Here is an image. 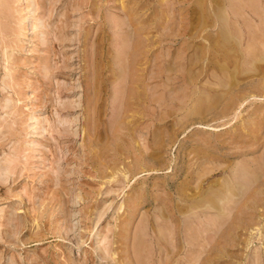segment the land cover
<instances>
[{"label": "rangeland", "instance_id": "rangeland-1", "mask_svg": "<svg viewBox=\"0 0 264 264\" xmlns=\"http://www.w3.org/2000/svg\"><path fill=\"white\" fill-rule=\"evenodd\" d=\"M0 264H264V0H0Z\"/></svg>", "mask_w": 264, "mask_h": 264}, {"label": "bare ground", "instance_id": "bare-ground-1", "mask_svg": "<svg viewBox=\"0 0 264 264\" xmlns=\"http://www.w3.org/2000/svg\"><path fill=\"white\" fill-rule=\"evenodd\" d=\"M226 21V20H225ZM230 39V38H229ZM230 172V171H229ZM251 176V175H250ZM232 178H234V177H232ZM232 178H230V179H225L224 181H226L225 182V184H224V186H225V188L227 189V191H226V193L224 192V198L223 199H220V201L221 202H224L223 204L224 205H226L227 203H229V201H231L232 202V197L233 196H235L236 195V193H235V184H234V181H232L233 179ZM216 183V182H215ZM237 184V183H236ZM241 186L240 184H237V186ZM216 193H218V192H215V194ZM209 205H207L206 204V207H209V208H211V209H217V210H219L222 214H223V212L225 213L226 211H223V210H221V205H219V202H215V199H213V198H211V197H209V198H206V200H205ZM218 203V204H217ZM222 204V203H221ZM230 205V204H229ZM226 207V206H225ZM228 214V213H227ZM195 256H197V255H195ZM197 258H198V256H197ZM200 261V260H199ZM192 262H194V260L192 261ZM197 262V261H196ZM195 262V263H196Z\"/></svg>", "mask_w": 264, "mask_h": 264}]
</instances>
